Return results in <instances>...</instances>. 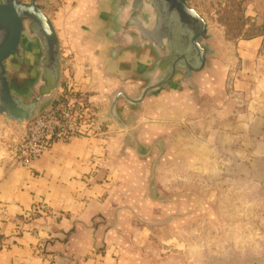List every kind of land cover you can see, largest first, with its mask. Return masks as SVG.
Wrapping results in <instances>:
<instances>
[{
  "label": "crops",
  "instance_id": "obj_1",
  "mask_svg": "<svg viewBox=\"0 0 264 264\" xmlns=\"http://www.w3.org/2000/svg\"><path fill=\"white\" fill-rule=\"evenodd\" d=\"M99 2L83 15L80 44L106 81L121 83L90 35ZM225 44L195 76L197 90H180L174 82L139 110L133 130L144 150L163 144L157 164V150L139 158L123 146L121 130L106 121L103 135L55 142L30 167L19 166L11 158L18 131L12 133L0 118V264H202L166 244L168 232L182 236L195 224L225 227L228 239L243 237L233 251L263 254L264 242L249 238L264 234L245 225L236 230L239 215L224 212L220 197L194 196L170 179L188 158L202 163L218 156L220 143L229 148L241 140L242 156L250 157L252 135L264 137V85L253 84L264 76L259 68L264 30ZM150 62L146 55L139 63ZM68 74L63 67V75ZM230 76L235 77L231 86ZM106 87L99 95L87 93L99 103L98 113L108 107ZM256 93L261 94L257 101L252 100ZM120 109L125 116L131 111L123 104ZM240 169L252 171L245 162ZM236 259L240 262L241 256ZM252 264H264V257Z\"/></svg>",
  "mask_w": 264,
  "mask_h": 264
},
{
  "label": "water",
  "instance_id": "obj_2",
  "mask_svg": "<svg viewBox=\"0 0 264 264\" xmlns=\"http://www.w3.org/2000/svg\"><path fill=\"white\" fill-rule=\"evenodd\" d=\"M194 1L202 0H100L90 32L120 84L136 86L134 92L115 90L98 123L111 121L124 129L123 146L141 159L157 150L154 164L163 155V144L144 150L133 130L135 111L174 82L180 90H197L195 76L220 55L210 23ZM47 8L39 0H0V118L10 131L14 123L20 134L28 122L53 108L62 91L61 41ZM146 55L151 57L148 66L139 63ZM27 60L32 62L24 82H14L9 63L24 67ZM122 104L131 108L126 116Z\"/></svg>",
  "mask_w": 264,
  "mask_h": 264
},
{
  "label": "rangeland",
  "instance_id": "obj_3",
  "mask_svg": "<svg viewBox=\"0 0 264 264\" xmlns=\"http://www.w3.org/2000/svg\"><path fill=\"white\" fill-rule=\"evenodd\" d=\"M39 1L47 3V13L61 36L65 71L69 69V74L64 75L62 86L68 78H72L79 89L95 96L100 94L106 84L108 106L109 97L115 90H129V87L123 84L112 83L106 81L104 76L101 77L98 68L94 65V59L81 47L80 23L83 15L96 0ZM193 5L207 17L211 32L215 37L213 44L220 49L227 47L225 43L228 40L232 41L233 38L239 36L249 37L259 31L262 32V29L264 30V0H202L201 2L194 1ZM31 62V60H27L24 67L15 66L13 61L9 63L14 82L19 84L24 82V78L31 68ZM263 67L264 65L261 63L259 68L262 71ZM234 79L235 77L230 76L229 86L233 84ZM257 79L253 80V84L264 85V76ZM260 97L259 93L253 94L252 100L257 101ZM254 111L258 112L256 109ZM138 113L139 110L135 111V114ZM113 123L115 124V122ZM10 124L13 126V132H16L15 124ZM120 130L125 133L124 129ZM219 146L218 156H214L213 159L208 157L202 163L200 160L196 163L188 158L187 166L171 173L170 179H174V183L184 185L186 191L194 196L209 198L214 195V197H220L219 200L222 204H220V208H223L224 212L229 211L230 214L239 215V219L235 223L236 230L243 229L245 225L264 234V137L259 139L255 134L252 135L250 157L242 156L244 146L241 140L236 141L234 146L229 145V148L222 143ZM244 162L247 165L250 164L252 171L247 172L240 169ZM258 168L261 170L259 171ZM227 200H229V204ZM226 232L228 230L226 231L225 227L195 224L187 229V233H184L186 235L179 236V232H168L166 244L171 250L188 252L195 261L202 264H242V260L243 264H252L264 257V253L258 255L253 252L233 251V248H238L235 244H241L243 237L237 238L231 234L232 237L228 239ZM249 239L257 240L258 243L264 242V236ZM238 255L241 256V260L237 263Z\"/></svg>",
  "mask_w": 264,
  "mask_h": 264
},
{
  "label": "built area",
  "instance_id": "obj_4",
  "mask_svg": "<svg viewBox=\"0 0 264 264\" xmlns=\"http://www.w3.org/2000/svg\"><path fill=\"white\" fill-rule=\"evenodd\" d=\"M96 109L87 92L68 78L53 108L28 122L25 133L16 130L18 139L12 149V160L16 165L30 167L33 161L50 151L55 142L68 143L74 138L103 135V124L98 123L100 116Z\"/></svg>",
  "mask_w": 264,
  "mask_h": 264
},
{
  "label": "bare ground",
  "instance_id": "obj_5",
  "mask_svg": "<svg viewBox=\"0 0 264 264\" xmlns=\"http://www.w3.org/2000/svg\"><path fill=\"white\" fill-rule=\"evenodd\" d=\"M61 37V36H60Z\"/></svg>",
  "mask_w": 264,
  "mask_h": 264
}]
</instances>
